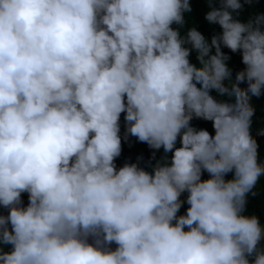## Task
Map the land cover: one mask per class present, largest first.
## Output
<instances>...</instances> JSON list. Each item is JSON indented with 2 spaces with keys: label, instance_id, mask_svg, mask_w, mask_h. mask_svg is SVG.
<instances>
[{
  "label": "clouds",
  "instance_id": "9594fccd",
  "mask_svg": "<svg viewBox=\"0 0 264 264\" xmlns=\"http://www.w3.org/2000/svg\"><path fill=\"white\" fill-rule=\"evenodd\" d=\"M204 2L210 41L190 0H0V264H264V14Z\"/></svg>",
  "mask_w": 264,
  "mask_h": 264
},
{
  "label": "trees",
  "instance_id": "16d2710c",
  "mask_svg": "<svg viewBox=\"0 0 264 264\" xmlns=\"http://www.w3.org/2000/svg\"><path fill=\"white\" fill-rule=\"evenodd\" d=\"M243 2V0H242ZM191 6H192V12L190 14H187V17L190 18L189 27L192 26V24H195V26L198 28V30L210 41L211 36L213 34H219L221 32V29L218 25H210L208 22L204 19V15L206 11L208 10L207 4L204 2V0H190ZM256 11L260 14H264V0H256L251 6L245 5L243 12H241V18L247 19V17L253 12ZM175 27V26H174ZM225 53L231 55L232 59L229 61V66L233 68V78L235 76V71H239L243 69V64L241 63V57L239 53L232 54L228 49H222ZM190 60L192 63L198 65V61L195 58V52L192 53L190 56ZM241 87H246V85H241ZM213 96H216L217 94L213 91L211 93ZM218 99H225L221 97H217ZM234 102V98H233ZM252 103L254 107L256 108L255 115L253 116V125H252V134L257 139V142L260 146L259 151L261 155V159L264 160V136H256V130L260 128L261 126H264V95H262L259 99L253 97ZM121 136L123 138L125 134V121H124V114L121 115ZM193 126L197 128H205L210 133L214 134V130L212 129L211 122L203 121V120H193L192 121ZM136 139L135 137L129 136L128 139L125 141L122 139V153L121 156L116 160V164L118 167L123 166L125 163H137L138 158H141L139 160V166L144 167L146 170H150V164L149 161H151V164H155L156 160L160 159V156L162 154V150L160 152L156 153V159L152 160V153L153 150L150 148H145L143 146L135 145ZM179 146V145H178ZM232 174H229L227 178H231ZM203 179H207L208 175L207 173L204 174L202 177ZM257 195L256 196H249V204H248V210L249 212H254L257 215L261 216L262 222H264V178H262V183L258 185L257 189ZM186 193L182 194L181 199H186ZM22 201L24 205L26 206L28 203V194L24 193L22 194ZM188 205L185 203L180 213L181 215L186 214V209ZM0 213L7 215V211L0 208ZM111 247L114 249L116 247L115 244L111 245ZM7 250V249H6Z\"/></svg>",
  "mask_w": 264,
  "mask_h": 264
}]
</instances>
